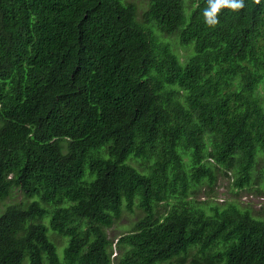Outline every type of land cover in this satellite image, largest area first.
<instances>
[{
  "label": "trees",
  "instance_id": "1",
  "mask_svg": "<svg viewBox=\"0 0 264 264\" xmlns=\"http://www.w3.org/2000/svg\"><path fill=\"white\" fill-rule=\"evenodd\" d=\"M143 1L0 0V264H264V204L195 199L264 186V0Z\"/></svg>",
  "mask_w": 264,
  "mask_h": 264
},
{
  "label": "rangeland",
  "instance_id": "2",
  "mask_svg": "<svg viewBox=\"0 0 264 264\" xmlns=\"http://www.w3.org/2000/svg\"><path fill=\"white\" fill-rule=\"evenodd\" d=\"M146 0L140 2L138 6V10L142 11L145 8ZM168 42L171 43L173 51L177 54L180 61L184 62L190 55L192 49L181 47L178 44L176 38H168ZM262 165L259 166L261 168ZM15 196L16 200H20L22 197L17 190H14L12 196ZM196 201H207L213 199L218 204L234 202L238 204L240 207H247L252 210H258L261 205L264 204V186L263 184L254 183L249 188L244 190H237L233 186V178H223L218 176L216 185L214 187V193L211 194L208 191L206 186H203L199 189L195 197ZM4 201V200H3ZM0 201V212L3 208V203H7L9 199H5V201ZM138 212L134 210V213L130 214L124 211L121 215V218L114 224V226L107 230L109 238L113 242V250L115 249V243L117 239L124 233H126L130 227L132 222L134 221ZM51 232L49 231V235ZM60 246L62 244H59ZM116 250L113 251V255Z\"/></svg>",
  "mask_w": 264,
  "mask_h": 264
},
{
  "label": "clouds",
  "instance_id": "3",
  "mask_svg": "<svg viewBox=\"0 0 264 264\" xmlns=\"http://www.w3.org/2000/svg\"><path fill=\"white\" fill-rule=\"evenodd\" d=\"M208 2H209V6L204 9V16L206 18V22L209 25H215L218 23L219 16L217 15V13L220 11L221 7H230L235 10L242 8L244 6V0H208ZM14 190H17V188H13L11 194H13ZM114 254H116V252ZM114 256L115 255L112 254V257Z\"/></svg>",
  "mask_w": 264,
  "mask_h": 264
},
{
  "label": "bare ground",
  "instance_id": "4",
  "mask_svg": "<svg viewBox=\"0 0 264 264\" xmlns=\"http://www.w3.org/2000/svg\"><path fill=\"white\" fill-rule=\"evenodd\" d=\"M175 89V88H174Z\"/></svg>",
  "mask_w": 264,
  "mask_h": 264
}]
</instances>
